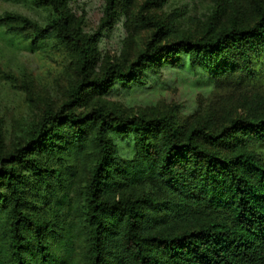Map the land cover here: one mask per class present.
I'll return each mask as SVG.
<instances>
[{
    "label": "trees",
    "instance_id": "16d2710c",
    "mask_svg": "<svg viewBox=\"0 0 264 264\" xmlns=\"http://www.w3.org/2000/svg\"><path fill=\"white\" fill-rule=\"evenodd\" d=\"M39 1L56 21L41 28L7 15L0 25L58 39L80 52L82 67L69 103L46 112L25 146L0 159V264H264V112L219 128L173 113L129 115L100 101L77 112L86 92L142 86L146 74L184 60L216 80L263 73L264 3H252V25L238 17L222 25L216 10L196 39H163L159 26L127 69L111 64L89 81L92 41L72 32L65 0ZM122 138L134 143L132 159L120 156ZM84 174L86 209L78 225L65 224L70 189Z\"/></svg>",
    "mask_w": 264,
    "mask_h": 264
},
{
    "label": "rangeland",
    "instance_id": "374dc122",
    "mask_svg": "<svg viewBox=\"0 0 264 264\" xmlns=\"http://www.w3.org/2000/svg\"><path fill=\"white\" fill-rule=\"evenodd\" d=\"M253 2L264 0H117L113 8L108 0H65L72 32L92 41L94 70L89 81L101 77L111 64L127 69L145 52L159 26L164 27L163 39H196L216 10L222 25L234 17L252 25ZM7 15L24 17L41 28L57 20L51 7L39 0H0V20ZM81 67L80 52L58 39L36 40L34 30L19 23L0 25V159L25 146L28 134L46 112H59L69 103ZM81 97L86 103L77 112L100 101L129 115L173 113L181 122H206L219 128L230 119L264 112V72L249 77L238 72L216 80L184 60L180 67L146 74L142 86L116 82L105 96L86 92ZM115 143L122 158L134 157L131 138L116 139ZM88 179L89 175H81L70 189L63 213L69 215L65 224H79L87 205ZM85 241L82 236L79 256H83ZM78 262L88 264L83 257H78Z\"/></svg>",
    "mask_w": 264,
    "mask_h": 264
}]
</instances>
